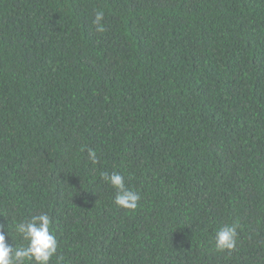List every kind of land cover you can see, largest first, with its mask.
<instances>
[{"label": "trees", "instance_id": "16d2710c", "mask_svg": "<svg viewBox=\"0 0 264 264\" xmlns=\"http://www.w3.org/2000/svg\"><path fill=\"white\" fill-rule=\"evenodd\" d=\"M41 212L61 264H264V0H0L8 242Z\"/></svg>", "mask_w": 264, "mask_h": 264}, {"label": "clouds", "instance_id": "9594fccd", "mask_svg": "<svg viewBox=\"0 0 264 264\" xmlns=\"http://www.w3.org/2000/svg\"><path fill=\"white\" fill-rule=\"evenodd\" d=\"M103 11L95 12L93 24L96 31L104 32L102 25ZM88 159L96 164L97 154L94 149H87ZM101 178L107 181L116 191L114 202L117 206L135 210L141 200L138 191L126 186L125 177L118 171L104 172ZM239 224L237 222L226 223L216 229L213 237L216 251H232L237 246ZM25 244L17 246L9 243L3 226L0 225V264H51L53 257L56 264H61L63 256L58 255V241L51 230V218L46 212L34 214L28 219L17 223L14 227Z\"/></svg>", "mask_w": 264, "mask_h": 264}]
</instances>
